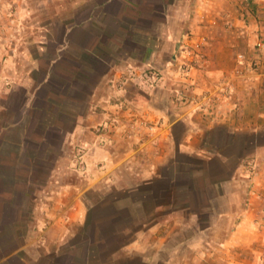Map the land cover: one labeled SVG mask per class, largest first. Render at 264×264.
<instances>
[{"label":"crops","instance_id":"crops-1","mask_svg":"<svg viewBox=\"0 0 264 264\" xmlns=\"http://www.w3.org/2000/svg\"><path fill=\"white\" fill-rule=\"evenodd\" d=\"M74 3L84 18L36 43L33 85L0 110V264H264V55L258 72L234 59L264 41V0ZM29 6L0 0L5 65L27 49L12 39ZM187 30L210 116L170 94ZM149 121L161 127L135 128ZM32 171L53 184L33 218Z\"/></svg>","mask_w":264,"mask_h":264},{"label":"rangeland","instance_id":"rangeland-1","mask_svg":"<svg viewBox=\"0 0 264 264\" xmlns=\"http://www.w3.org/2000/svg\"><path fill=\"white\" fill-rule=\"evenodd\" d=\"M83 6V3H74V0H30L29 9L32 11V14L27 15L26 21L24 20L20 24V29H22L26 33L24 37H21L22 39H20V41L19 37L17 36H14V38L12 39L13 42L16 41V43L19 42L18 44H24V47L27 48V51H15L14 59H12L8 65L6 64L7 66L5 65L4 60L0 62V110L6 103V100L8 98L7 92L10 89L11 85L13 86V95L17 94V92L19 91V86L24 85L28 89L33 85V83H31L33 81L29 77L32 74H37L36 62L32 60V58L35 56L36 43L42 42L41 44H47L50 46H52L53 43H56L55 38L58 39L60 37L63 27L65 28L68 27V25H72L73 23H78V21L84 18L85 12ZM4 15L0 14V45H3L5 43V35L3 34V32L5 31V29H9V22L7 21V17H13V14H7V16ZM224 26L228 27L227 23L224 24ZM187 32H190V30H187ZM254 49L256 50V47ZM255 50L253 54L255 53ZM40 52V50L37 51V53ZM22 54L27 55L22 58ZM252 58V51H239L234 55L236 64H238L239 66H246L248 70L252 72H258L261 67L258 70H254L250 65ZM241 73L242 71L239 69V67H237L235 68L233 74L236 76L240 75ZM177 90L178 89L176 88L170 89V94L176 96ZM177 103L179 104V102ZM50 151L51 149L47 148V156L50 155ZM251 160L253 159H249V162ZM51 166V162H45L43 164L45 171H43L42 174L44 173L45 175L49 173V169L51 168ZM248 166L252 167L251 164H247V167ZM33 172L34 171H32L31 175H29L30 179H32L31 183L29 182V185L34 190V193L28 195V197L24 196L21 199L23 207L25 206L26 202L29 201V216H31L32 218L34 217V209L37 206V203L40 202L39 200H46V193L50 191V188L53 187V184H51L52 180L50 178L48 181H45V183L42 180L43 176H41V173L35 174ZM251 172L252 170H249V174ZM248 184L249 182L247 181V187ZM237 191L241 192V187H237ZM38 215L40 216L41 213L38 212ZM225 220H223V222ZM218 230H215L214 232L218 235H222L224 228L219 227Z\"/></svg>","mask_w":264,"mask_h":264},{"label":"built area","instance_id":"built-area-1","mask_svg":"<svg viewBox=\"0 0 264 264\" xmlns=\"http://www.w3.org/2000/svg\"><path fill=\"white\" fill-rule=\"evenodd\" d=\"M202 42L197 39V37L192 33V32H187L184 37L181 39V41L178 44V49H179V62H178V67H179V79L181 86L180 88L176 91V96L177 100L180 104L182 105H201V102L205 100L206 103V115L210 116L212 115L214 109H215V104H216V99L214 98H197L195 95L190 93V81H191V76L192 72L199 66L200 62L205 61V55L203 54L202 50ZM255 56L252 58L250 65L254 70H258L261 66V61L262 57L264 55V41L260 40L256 44V50H255ZM191 57V58H190ZM159 76H154L153 81H158ZM161 127V122H140L138 124H135V128L143 129L146 130L147 132H152L155 129ZM132 129V126L130 130ZM82 153L78 152L76 158L78 161V164L82 168L83 165L81 166V158H82Z\"/></svg>","mask_w":264,"mask_h":264}]
</instances>
